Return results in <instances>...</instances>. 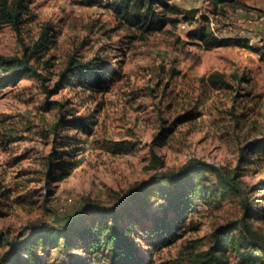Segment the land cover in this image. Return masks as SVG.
Wrapping results in <instances>:
<instances>
[{
    "label": "rangeland",
    "instance_id": "obj_1",
    "mask_svg": "<svg viewBox=\"0 0 264 264\" xmlns=\"http://www.w3.org/2000/svg\"><path fill=\"white\" fill-rule=\"evenodd\" d=\"M106 1L28 0L21 34L0 25L5 54L19 53L21 40L36 39L44 22L53 25L41 60L48 61L47 79L24 75L0 87V230L9 238L29 233L31 223L60 225L90 202L113 205L156 173L149 166L152 150L162 168L176 169L190 157L234 166L240 147L264 137V59L251 48L264 50V0H232L215 10L208 0H171L192 13L143 37L119 24ZM203 14L223 44L205 48L189 37ZM70 55L103 57L114 71L108 88L46 92ZM216 71L229 86L208 84L206 77ZM62 113L56 136L50 126ZM74 117H85L90 126H73ZM240 171L264 205V155L251 154ZM196 209L185 231L152 252L153 264H188L182 257L190 244L195 251L206 248L213 228L242 212L237 200L228 199L200 201ZM254 225L264 235V219ZM3 251L0 245V256ZM45 257L55 264L62 256L52 248ZM227 258L229 264H250L232 252Z\"/></svg>",
    "mask_w": 264,
    "mask_h": 264
},
{
    "label": "trees",
    "instance_id": "obj_2",
    "mask_svg": "<svg viewBox=\"0 0 264 264\" xmlns=\"http://www.w3.org/2000/svg\"><path fill=\"white\" fill-rule=\"evenodd\" d=\"M93 1L97 0H88ZM208 1L215 10L232 0ZM105 4L119 24L127 29L134 28L139 37L160 30L165 24L175 25L192 13L171 0H107ZM28 10V0H0V25L8 24L21 34ZM209 21L207 15H201L199 24L188 33L205 48L225 41L214 34ZM52 29V23L46 21L36 39L30 43L21 40L19 53H0V87L14 84L24 75L42 82L47 79L44 69L48 61L41 60L53 41ZM233 41L250 46L242 38ZM251 48L258 50L264 59L263 49ZM105 64V59L99 55L87 60L70 55L58 71L54 87H46V92L62 86L83 91L105 90L114 72ZM239 79L242 80L243 75ZM206 81L212 87L230 85L219 71L209 74ZM59 104L62 108L64 103L60 101ZM63 120L64 113L50 126L56 136ZM72 120L75 127L86 129L90 126L85 117ZM151 154L149 166L156 173L128 188L113 205L90 202L83 213L60 225L44 221L31 223L29 233L13 238L0 230V245L4 247L0 264H47L45 253L52 248L62 256L55 264H153L152 252L170 244L180 231L188 228L187 219L193 218L198 202L218 205L227 199L239 202L241 214L215 226L206 248L195 251V244H190L183 252V260L188 264H229L227 252H232L243 263L264 264V235L254 225V221L264 219V205L240 179L243 162L251 154L264 155V137L240 147L234 166L190 157L176 169L162 168V158L154 150ZM51 162L52 159L46 168L47 176L51 173ZM150 202L157 206L151 207Z\"/></svg>",
    "mask_w": 264,
    "mask_h": 264
}]
</instances>
